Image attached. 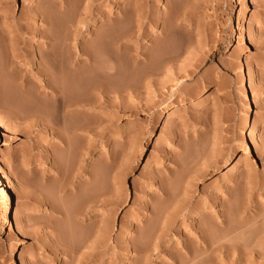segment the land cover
I'll list each match as a JSON object with an SVG mask.
<instances>
[{
    "label": "rangeland",
    "instance_id": "obj_1",
    "mask_svg": "<svg viewBox=\"0 0 264 264\" xmlns=\"http://www.w3.org/2000/svg\"><path fill=\"white\" fill-rule=\"evenodd\" d=\"M0 123V264H264V0H0Z\"/></svg>",
    "mask_w": 264,
    "mask_h": 264
},
{
    "label": "bare ground",
    "instance_id": "obj_2",
    "mask_svg": "<svg viewBox=\"0 0 264 264\" xmlns=\"http://www.w3.org/2000/svg\"><path fill=\"white\" fill-rule=\"evenodd\" d=\"M41 11V10H40ZM233 12V6L232 5H230L229 6V12H228V15L229 14H231ZM40 13V12H39ZM42 14V13H41ZM40 14V15H41ZM47 14L48 13H43L42 14V16H45V17H43L44 19H45V22H48V20H49V17H47ZM249 16H250V12L246 9L245 11H244V13L242 14V17H241V24L239 25V26H236L235 25V23H233V22H231V26H230V28L228 29V31H230L231 32V35H232V38L233 39H235V38H237V35H238V33H237V27L238 28H242V27H244L246 24H247V22H248V20H249ZM53 18V17H52ZM44 19H42V20H44ZM53 20V19H52ZM49 22H50V20H49ZM49 22H48V24H49ZM106 31V30H105ZM108 31V30H107ZM103 33V32H102ZM54 41V40H53ZM56 43V42H55ZM57 44V43H56ZM96 45H98V43L96 44ZM55 48H57V45H53V46H50L49 47V49L50 50H48L49 51V55H45V57H46V59L48 60V57H50L49 59H51V60H49V61H52V63H54L53 65H55V66H57L55 63L56 62H59V61H61L60 59V56H58L56 53H55ZM246 49H249V46H247L246 47ZM51 51V52H50ZM89 51V50H88ZM87 52V51H86ZM83 53V52H82ZM88 54V53H87ZM85 55V54H84ZM91 57V56H90ZM44 59V58H43ZM65 59V58H64ZM81 59L82 58H80L79 57V61H81ZM88 59H90L89 58V56H88ZM63 60V59H62ZM46 61V60H45ZM85 61V60H84ZM86 61H89V60H86ZM91 61V60H90ZM43 62V61H42ZM48 62V61H47ZM51 63V62H50ZM57 64H59V63H57ZM71 64V63H70ZM69 64V65H70ZM73 64V63H72ZM52 65V64H51ZM68 65V66H69ZM64 66V65H63ZM43 69V72L45 73V74H51L52 73V71H49L48 70V68L46 69V67L44 66H41ZM74 67V66H73ZM73 67H72V65H70V67H67V68H69V70L72 68L73 69ZM56 68V67H55ZM59 68H61V67H59L58 66V69H56V70H58L57 72H56V74H55V72L52 74L53 76H54V78H56V76H57V73L59 72ZM65 68V69H64ZM40 69V68H39ZM54 69V68H53ZM52 69V70H53ZM66 71L67 72V70H66V66L65 67H63V68H61V71L63 72V71ZM54 71V70H53ZM61 71H60V73H61ZM72 71V70H71ZM42 72V71H41ZM51 72V73H50ZM60 73H58V74H60ZM64 76H65V74L64 73H62ZM61 74V75H62ZM71 75H72V73H70ZM51 75V76H52ZM66 75H67V73H66ZM71 75H69V76H71ZM73 75H75V73L73 74ZM52 76V77H53ZM62 77V76H61ZM60 77V78H61ZM54 78H49L50 79V81L47 83V85H46V88H45V90L47 89H52L51 90V92H49V93H46V95L44 96V98L45 99H47L46 100V102H45V106L43 107V109H40L39 107H34L33 106V104H32V106L31 105H29L28 107H26L27 108V110H25L24 112L26 113V115H24V117L22 118V119H24V121L25 120H27V119H25V118H32V117H36V118H41L42 117V119L45 117V116H49V117H51V120L52 121H55L56 120V118H55V116H54V113L52 114V110L50 109V107H53V108H57L58 109V111L59 112H64L66 109H67V107H69V106H71L72 104H73V106H74V103H75V101H74V103H73V101L71 100V102L69 103V101H70V99H69V101L66 99V98H68V97H64V95H66V94H64L63 93V90H64V88L59 84L60 82H58V84L60 85H57V81H55L56 79H54ZM58 78V77H57ZM68 78V77H67ZM70 78V77H69ZM53 79V80H52ZM62 79V78H61ZM63 79H64V77H63ZM71 79H74L73 77H71L69 80H71ZM251 79L253 80V81H256L257 79H258V73H257V71L254 69V70H252L251 71ZM54 81H55V83H54ZM61 81V80H60ZM67 81V80H66ZM63 83H64V81H63ZM75 79H74V81H69V82H67V84H66V82H65V84H66V87L65 88H68L67 90L70 92L71 90V92H74L75 91V87H77V86H75ZM32 90V89H31ZM36 91V90H35ZM65 92H66V90H65ZM68 92V93H69ZM33 93V92H32ZM37 93V92H36ZM31 94V93H30ZM34 94V93H33ZM68 95H70V94H68ZM72 96V95H71ZM244 97L248 100L247 101V109H248V111H247V113H246V117L247 118H249L250 116H251V109H252V107H253V103H252V101L250 100V94H249V92H248V90L246 89L245 90V92H244ZM44 98H42V99H44ZM69 98H71V97H69ZM36 99H37V97H36ZM44 101V100H43ZM42 102V101H41ZM30 104V103H29ZM36 104V103H35ZM44 104V103H43ZM71 104V105H70ZM28 105V104H27ZM45 108V109H44ZM52 108V109H53ZM44 110V111H43ZM42 112H43V114L45 113L46 115L45 116H42L43 114H42ZM58 112V113H59ZM57 113V114H58ZM48 117V118H49ZM38 118V119H39ZM45 118H47V117H45ZM44 118V119H45ZM53 118V119H52ZM50 119V118H49ZM48 120V119H47ZM45 121H46V119H45ZM49 121V124H50V120H48ZM47 121V122H48ZM51 121V122H52ZM167 122V121H166ZM165 122V123H166ZM67 125V124H66ZM253 126H252V128H251V131L252 132H255V130L258 128V125H257V123H253L252 124ZM33 126V125H32ZM246 128H247V123L245 124V126H244V130H243V132H245V130H246ZM70 129V128H69ZM10 131V130H9ZM8 131V132H9ZM58 131V130H57ZM5 132V131H4ZM7 132V131H6ZM66 133V132H65ZM63 134V133H62ZM61 135V134H60ZM59 135V136H60ZM63 136V135H62ZM3 137V127H2V125H1V123H0V144H1V138ZM63 138V137H62ZM61 139V138H60ZM251 138H249L247 141H246V147H251V140H250ZM65 140H67L66 138H65ZM64 140V138H63V140H60L61 142L60 143H64L65 144V147H61L62 149H68V151H69V149H70V145H67V143H66V141ZM11 143H13V141H8V140H6L5 141V145L4 146H8V145H10ZM60 145V144H59ZM62 145V144H61ZM72 147V146H71ZM73 148V147H72ZM65 150V151H66ZM72 151H70V153H71ZM68 153V152H67ZM65 157V156H64ZM60 158H62V156L60 157ZM53 159V158H52ZM246 159V156H245V154L242 156V159H241V161H244ZM61 160V159H60ZM58 161V159H55L54 158V160L52 161V162H54V165L56 166V167H54V168H56L57 170V173L59 174V177H61L62 179H64V178H69L68 176V174H70L71 172H70V169L68 168L71 164H69V166L67 167V162H69V161H65V159H64V161ZM72 162V161H71ZM70 163V162H69ZM53 164V163H52ZM232 164H230V166H228V168H226V169H228L227 170V172L226 173H228L229 171H231L233 168H234V166L232 167L231 166ZM72 166H73V164H72ZM70 172V173H69ZM73 174H74V172H72ZM71 173V174H72ZM71 174H70V176H71ZM72 177V176H71ZM70 180V179H69ZM90 180V179H89ZM60 181H61V179H60ZM66 182V181H65ZM65 182H64V185H65ZM66 183H68V182H66ZM73 183V182H72ZM68 186V185H67ZM94 186V185H93ZM64 187V186H63ZM95 187V186H94ZM93 188V187H92ZM81 189V188H80ZM88 189V188H87ZM100 191V190H99ZM102 191H104V190H102ZM102 191H100L98 194H96V192H94V194H90L89 193V195L87 194V197L85 196L84 198H86L87 200H86V206L85 205H83V204H81V205H83L84 206V208L82 209V208H80V209H82V210H84V209H86V208H91L92 206H91V204L92 203H94L95 204V202L97 201H99V198H100V196H102L103 195V192ZM82 192V191H81ZM86 192V191H85ZM84 192V193H85ZM90 192V191H89ZM102 192V193H101ZM83 193V192H82ZM165 193V192H164ZM105 195V194H104ZM79 197H80V195H79ZM81 198V197H80ZM0 199L2 200V201H4L5 203H6V215H5V217H4V220H3V222H2V224H1V228L2 229H7V227L12 223V211H13V206H12V204L10 203V192H9V189L7 188V184L5 183V178H4V176H3V174L0 172ZM82 199V198H81ZM83 200V199H82ZM85 201V200H84ZM83 201V202H84ZM97 202H96V204H97ZM79 203H81V202H79ZM100 203H102V202H100ZM95 204V205H96ZM102 205H104L103 203H102ZM80 206H78L77 208H79ZM76 209V208H75ZM92 209V208H91ZM87 210V209H86ZM78 211V210H77ZM81 211V210H80ZM82 213V212H81ZM84 214V213H83ZM76 215H77V212H76ZM79 215V214H78ZM101 224H102V222H101ZM107 225H109V224H106V226L104 225V227H103V229H102V239L103 240H105V238H106V232H107ZM89 226H91V225H89ZM106 227V228H105ZM109 228V227H108ZM77 232L75 231V234H76ZM19 245V243H15L13 246H12V249H11V251H10V254L11 255H15L16 254V249H17V246Z\"/></svg>",
    "mask_w": 264,
    "mask_h": 264
}]
</instances>
